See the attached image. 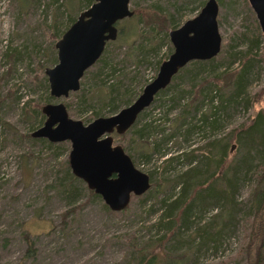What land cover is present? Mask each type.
Returning <instances> with one entry per match:
<instances>
[{
  "label": "rangeland",
  "instance_id": "rangeland-1",
  "mask_svg": "<svg viewBox=\"0 0 264 264\" xmlns=\"http://www.w3.org/2000/svg\"><path fill=\"white\" fill-rule=\"evenodd\" d=\"M205 1L129 0L133 13L145 8L154 20H119L120 39L106 42L79 88L54 97L45 69L57 63L55 43L94 0H0V264H142V249L161 252L158 264H247L251 192L264 165L250 128L264 108L263 39L248 0H216L217 54L187 62L123 134H111L150 177L123 209H110L72 173L69 141L33 135L45 104H64L84 125L130 105L172 53L169 31ZM223 146L234 197L195 199ZM193 167L200 172L183 184ZM181 195L192 202L187 216L178 210L185 200L169 206Z\"/></svg>",
  "mask_w": 264,
  "mask_h": 264
},
{
  "label": "water",
  "instance_id": "water-1",
  "mask_svg": "<svg viewBox=\"0 0 264 264\" xmlns=\"http://www.w3.org/2000/svg\"><path fill=\"white\" fill-rule=\"evenodd\" d=\"M248 2L262 33L264 51V0ZM128 3L129 0H94L57 40V63L45 69L52 96H67L79 88L85 70L100 57L106 42L116 39V23L133 15ZM217 14V1L206 0L196 16L170 30L172 53L139 96L115 114L95 118L84 125L80 120L69 118L62 103L42 107L46 119L33 135L46 137L51 142L69 141L72 173L99 194L110 209H123L131 193L141 194L150 184L149 175L134 166L123 148L112 145L110 133L125 132L187 62L217 54L221 43Z\"/></svg>",
  "mask_w": 264,
  "mask_h": 264
},
{
  "label": "trees",
  "instance_id": "trees-1",
  "mask_svg": "<svg viewBox=\"0 0 264 264\" xmlns=\"http://www.w3.org/2000/svg\"><path fill=\"white\" fill-rule=\"evenodd\" d=\"M26 1L27 0H23V3H25ZM89 1L91 2V0ZM135 12L136 13H133L134 15H142V16L145 15L147 20H154L153 19L154 17L150 15L149 12L146 13L147 11L145 10V8H143V10H138ZM130 21H133V19H131ZM119 30L123 32L122 27H120ZM131 32H134V31H131ZM130 33L128 31V34L125 35L122 39L125 41H129L127 39L131 37ZM119 36L121 35L119 34V32H117V37L115 40L120 39ZM263 54H264V51H263ZM229 75L224 74L221 77V80L228 81L229 78L231 77V75L230 76ZM207 120L208 118L206 117L205 121L206 123H209V121ZM263 122H264V108L259 109L255 113L253 120L250 124L251 125L250 128L253 131V133L256 135L258 134L259 139L257 140L258 142L256 143H258L259 146H264V135L258 132V129L260 128V126L258 125ZM239 133H240V130H237L236 132L237 135H235L234 140H237ZM148 145L150 146L149 143ZM220 150L221 151L219 152L218 157L216 156L209 157L210 161L212 162V171L210 173L211 177L208 178L207 180L204 179L202 181H198L197 186L193 188L195 190V192L193 191L194 192L193 196L196 194L195 199L202 200L203 197L207 198L209 197V195H212V197L213 195H215L214 197L225 196L226 199L230 201L234 197V195L232 194L233 187L232 185H230V181L228 179V173L230 171L232 159L231 157H228L229 155H228L227 149H225V146L220 148ZM260 151H263V150H260ZM184 157H186L187 159L188 155L185 154ZM195 172H197L198 174L200 172V169H196L195 167H193L189 169L188 171H186L185 174L181 176L183 184H187V182H189L188 179L190 180V177L188 178L186 175H193V173ZM213 175H218L217 177H219L218 183L217 184L215 183L214 187H213V181H212ZM257 176L258 177L255 182L256 184L253 187V190L251 192V226H250V232L248 235V241H247L248 243H247L246 250H245V253L247 254V264H264V165L260 168V173ZM180 192L182 193V191ZM183 197L184 195H181L179 196V198L174 199L173 202L169 206H173V208L175 209L176 207H174V205L179 201V199L182 201L185 200L178 210H182L183 215L186 214L187 216L188 210L190 209L192 202H190V200L186 201V199ZM176 219L177 218L173 217L172 219L173 223ZM216 228L220 229L221 227L219 225ZM139 254H140L139 259L142 264H158L160 254L162 253L153 252L151 250L147 251V250L142 249L139 251Z\"/></svg>",
  "mask_w": 264,
  "mask_h": 264
},
{
  "label": "flooded vegetation",
  "instance_id": "flooded-vegetation-1",
  "mask_svg": "<svg viewBox=\"0 0 264 264\" xmlns=\"http://www.w3.org/2000/svg\"><path fill=\"white\" fill-rule=\"evenodd\" d=\"M166 86H167V85H166ZM166 86H165V87H166ZM165 87H164V88H165ZM161 90H162V89H161ZM161 90H160V91H161ZM160 91H159V92H160ZM112 133H117V132L114 130ZM112 133H110V135H111ZM117 134H123V133H117ZM112 139H113V138H112ZM112 145H113V143H112ZM113 146H114V145H113Z\"/></svg>",
  "mask_w": 264,
  "mask_h": 264
}]
</instances>
